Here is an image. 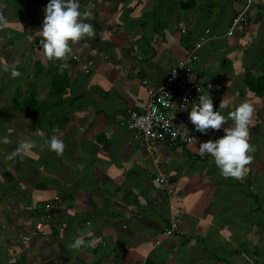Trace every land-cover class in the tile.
Returning <instances> with one entry per match:
<instances>
[{"label":"crops","instance_id":"1","mask_svg":"<svg viewBox=\"0 0 264 264\" xmlns=\"http://www.w3.org/2000/svg\"><path fill=\"white\" fill-rule=\"evenodd\" d=\"M180 1L79 0L81 11L92 6L86 22L96 36L73 46L61 73L37 44L49 0H0V66L20 73L0 67V264H264V95L246 85L264 79L261 7L253 1L245 31L226 37L244 0L189 9ZM207 28L192 69L222 87L203 93L216 111L229 101L225 116L244 101L254 107L256 150L241 180L199 152L224 128L203 134L189 112L181 126L192 141L156 142L149 154L125 123L148 100L142 80L162 83ZM53 135L62 156L49 148ZM28 140L36 144L28 155L8 159ZM46 203L53 208L37 230ZM175 215L179 231L164 238ZM78 237L85 245L70 249Z\"/></svg>","mask_w":264,"mask_h":264},{"label":"clouds","instance_id":"2","mask_svg":"<svg viewBox=\"0 0 264 264\" xmlns=\"http://www.w3.org/2000/svg\"><path fill=\"white\" fill-rule=\"evenodd\" d=\"M254 1L260 6L263 5V0ZM91 7L88 6L81 11L79 0H49L44 9L45 17L43 27L40 30L42 37L40 43L47 60L61 62L59 65L61 73L68 67L67 61L74 50L73 46L85 39H95L96 30L94 26L86 22L94 18ZM3 27H6V20L0 13V28ZM0 67L5 72L10 71L12 77L20 75L13 65L4 64ZM199 82L202 84V92L199 89L202 94L198 97V103L193 102L185 115L190 112L189 120L195 129L203 134L209 130L218 131L221 128H224L225 132V135L219 139L200 143L199 152L201 155L210 154L214 158V162L223 177L241 180L247 175V166L252 163V153L256 150L255 146L250 143V128L255 126L253 123L254 107L250 102L244 101L235 110L230 111L228 116H225L222 114V110L229 107V101L223 98L219 105L220 110L216 111L211 95L203 93L204 89L219 90L222 84L212 82L203 84L200 79ZM157 119L163 121L164 127H168V121L164 120L162 116L157 117ZM229 120L234 122L233 125L224 127ZM35 147L36 144L31 140L21 141L19 147L8 159L28 155ZM49 148L57 156H62L65 144L58 136L53 135L50 138ZM84 245L85 240L78 237L68 247L78 250Z\"/></svg>","mask_w":264,"mask_h":264},{"label":"built area","instance_id":"3","mask_svg":"<svg viewBox=\"0 0 264 264\" xmlns=\"http://www.w3.org/2000/svg\"><path fill=\"white\" fill-rule=\"evenodd\" d=\"M254 0H245L243 7L232 17L226 30V37L239 35L245 31L249 22V9ZM185 32L184 29L181 30ZM210 29L194 42L183 59L173 65L169 74L160 84H152L148 80H142L148 93L147 102L138 110H130L125 120L126 126L134 132L135 140L140 148L145 149L149 154L153 153L156 142H169L171 144H184L192 141V136L181 123L185 114L193 102L198 103V97L202 94V84L197 74L192 69V61L195 59V51L210 39ZM42 38L37 39V44ZM183 66V67H181ZM201 92H200V90ZM162 116L168 121V127H164L163 121L157 119ZM159 180L164 183L165 179L160 174ZM169 193L172 191L168 190ZM53 206L46 203L38 216L35 224L37 230H42V224L47 221ZM177 216L169 219L168 226L163 232L164 238H169L178 233ZM23 242L27 237L23 236ZM159 241H156L158 243Z\"/></svg>","mask_w":264,"mask_h":264},{"label":"trees","instance_id":"4","mask_svg":"<svg viewBox=\"0 0 264 264\" xmlns=\"http://www.w3.org/2000/svg\"><path fill=\"white\" fill-rule=\"evenodd\" d=\"M197 1L198 0H181L180 1V5H181L182 9H189L192 6H194ZM236 1H243V0H236ZM263 4H264V0H263ZM260 7H262V6H260ZM236 13H234L233 15H235ZM246 85L256 95H258V96H263L264 95V79L263 78H258L257 77L254 80L253 79H250V78H247L246 79Z\"/></svg>","mask_w":264,"mask_h":264},{"label":"rangeland","instance_id":"5","mask_svg":"<svg viewBox=\"0 0 264 264\" xmlns=\"http://www.w3.org/2000/svg\"><path fill=\"white\" fill-rule=\"evenodd\" d=\"M203 3H207V0H204V2ZM218 8L219 7H216V8H214L213 9V11L215 10V11H217L218 10ZM227 10H229V8L227 7ZM257 12H258V10H256ZM258 13H260V14H262V17H263V19L261 20V21H258L259 23L260 22H263L264 21V4L262 5V7H261V9H259V12ZM255 21L257 22V20L255 19ZM193 44H194V42H193ZM193 44H192V46H190L189 47V49L187 50V52L189 51V50H191L192 49V47H193ZM3 133H5L6 131H5V129L2 131ZM25 243V242H24Z\"/></svg>","mask_w":264,"mask_h":264}]
</instances>
